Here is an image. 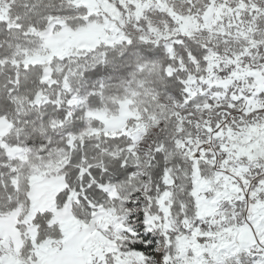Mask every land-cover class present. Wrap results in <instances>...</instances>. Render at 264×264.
<instances>
[{"label":"snow or ice","instance_id":"obj_1","mask_svg":"<svg viewBox=\"0 0 264 264\" xmlns=\"http://www.w3.org/2000/svg\"><path fill=\"white\" fill-rule=\"evenodd\" d=\"M0 264H264V0H0Z\"/></svg>","mask_w":264,"mask_h":264}]
</instances>
